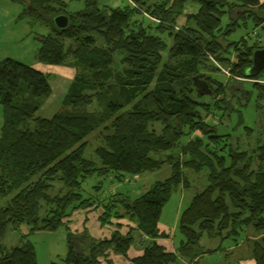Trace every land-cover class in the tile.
Segmentation results:
<instances>
[{
  "label": "trees",
  "instance_id": "1",
  "mask_svg": "<svg viewBox=\"0 0 264 264\" xmlns=\"http://www.w3.org/2000/svg\"><path fill=\"white\" fill-rule=\"evenodd\" d=\"M9 1L20 7L17 21L47 30L34 36L36 61L69 67L73 76L59 110L45 118L38 112L52 93L49 74L0 61V241L9 228H28L18 246L0 244V264H37L27 236L60 228L67 248L62 264H99L108 253L127 258L143 238L132 264L193 261L211 252L199 244L204 235L236 238L245 228L255 231L253 240L246 238L253 264H264V138L238 151L228 134H217L223 114L218 125L210 116L218 115V102L229 109L226 86L210 75L219 65L229 80L264 81V69L246 75L252 52L264 46L243 36L228 40L248 21L264 24V0H191L198 10L179 28L188 0H130L116 8L85 0L75 11L60 0ZM59 15L68 18L64 29L54 25ZM205 94L214 104L197 100ZM96 134L99 143L88 151ZM164 165L170 176L135 198L103 192L106 182ZM203 170L205 185L180 213L176 249L168 252L156 241L168 238L158 227L162 209L174 191L189 188L187 173ZM92 207L102 210V226L126 219L134 227L102 240L85 229L70 232L65 220Z\"/></svg>",
  "mask_w": 264,
  "mask_h": 264
},
{
  "label": "rangeland",
  "instance_id": "2",
  "mask_svg": "<svg viewBox=\"0 0 264 264\" xmlns=\"http://www.w3.org/2000/svg\"><path fill=\"white\" fill-rule=\"evenodd\" d=\"M188 1L192 2L191 0ZM101 2L102 0H98L97 4L99 7H102ZM84 6L85 0H76L68 5V10L75 11L83 9ZM14 9L13 18L7 25V30L5 32L6 36L3 38V44L0 49V61L11 58L30 66V64L37 62L35 53L38 43L34 40V36L37 33L45 34L47 30L41 24H36L32 29H29V27L27 28L26 21L15 22L20 7L14 5ZM226 22L228 21L224 18L223 24H226ZM180 26L177 25V27ZM263 27L264 24L255 27L252 25L251 21H248L245 28H238L229 36L228 40L236 41L243 36L247 38L249 44L257 43L256 45L264 46ZM215 65L218 66L219 64ZM218 67L221 68L219 72H213L210 75L222 81L226 86V100L228 101L229 109H223V103L218 102L217 105L220 107L218 115L213 114L210 116L218 125V118L222 117L223 114V119L220 122V124H222L216 127L217 134H228V143L238 151L250 150L256 145V142L264 138V81L259 82L248 79L241 82L239 80H229L228 70L222 65ZM61 69H63V71L71 70L73 72L71 68L61 66H51L50 69H45L48 71L46 74L50 76L49 82L52 87V93L49 98L44 101L38 112V115L41 117H51L61 106L62 96L67 88V80H58L60 78L58 75ZM260 78H263V76ZM197 100L214 104L216 98L205 94L197 97ZM1 124L2 110L0 107V127ZM90 142L92 146L88 151H92L93 148L98 145V135H94ZM88 155L85 153L87 158L91 157L90 154ZM206 172V170H203L197 175L192 172L187 173L190 184L189 188H180L174 191L162 209L158 227L167 231L170 235L172 232L173 236H175V240L179 238L176 228L178 217L189 205L192 197L204 187ZM170 174L171 167L164 165L161 169L154 172H147L137 177L128 176L121 183L106 182L105 188L103 187V192H105V194L108 192L109 195L120 192L132 199L143 193L145 189L148 190L155 182L165 180ZM95 182L96 181L93 179L89 180L87 182V188L92 186ZM4 203L5 200L0 199V207ZM27 231L28 228L26 226L19 227L17 231L9 228L4 238L0 241V244L7 248L18 246L21 236L27 234ZM254 234L255 231L252 228H245L244 232L236 238H216L204 235L199 244L203 250H211V252L203 255L204 257L199 261V264H232L229 259V254L231 252L228 250V247H234V244L238 243L240 248L235 249V251L244 250L245 252H250L249 245H251V241L246 238H252ZM26 239L34 246L37 264H62V260L67 251L66 231L64 228H60L55 232H34L29 234ZM234 239H236V242L233 241ZM246 256L249 260L251 259L250 254Z\"/></svg>",
  "mask_w": 264,
  "mask_h": 264
},
{
  "label": "crops",
  "instance_id": "3",
  "mask_svg": "<svg viewBox=\"0 0 264 264\" xmlns=\"http://www.w3.org/2000/svg\"><path fill=\"white\" fill-rule=\"evenodd\" d=\"M63 3L69 5L73 1L76 0H60ZM126 2L129 3L130 0H102L101 4L102 6H107L110 8H116L119 6H123ZM68 7V6H67ZM12 10V11H11ZM14 5L10 3L9 0H0V49L3 44V38L6 36L5 32L7 30V25L13 18V11H14ZM198 5L195 2H185L183 7L182 15H180L175 22V25H184L186 22V17L188 15H193L197 12ZM17 22V20L15 21ZM22 22V21H21ZM27 28L32 29L30 27V24L26 22ZM180 26V27H182ZM179 28V27H177ZM30 66L40 72L48 73L45 69H50L51 66H43L37 62H34L33 64H30ZM59 69V68H58ZM60 74L58 75L60 78L58 80H67V86L70 83L73 72L71 70L63 71L61 69ZM63 97V96H62ZM102 213V210L100 208H88L83 210H77L72 213V215L67 218L66 221V227L69 229L72 233H80L84 229L88 232V234L97 240L102 239H108L110 235L114 231H118L120 234L125 235L129 228H133L134 224L129 222L126 219H112L111 224L102 226L99 223L98 217ZM115 225H119V227H116ZM175 225V224H174ZM177 225V223H176ZM160 231H163L168 234V238L166 239H157V243L161 245L166 251L168 252H174L175 247V236H173V233L171 232V235L164 231L163 229L159 228ZM174 229V228H173ZM173 236V237H172ZM255 238V235L252 236V240ZM144 242L146 241L145 238L141 239ZM140 239L137 240L135 243L132 244V246L129 248L127 252V258H124L120 255H115L112 253H108L105 258H100L99 264H132L131 260L134 258H137L142 255L143 253V246ZM240 248L239 245H236L234 247H228L229 252V259L232 264H253L251 259L249 260L247 258V254H249V251L245 252L244 250L235 251V249ZM204 257L203 255L198 257L197 259L193 261H187L182 258H178V261L176 264H199V261Z\"/></svg>",
  "mask_w": 264,
  "mask_h": 264
},
{
  "label": "water",
  "instance_id": "4",
  "mask_svg": "<svg viewBox=\"0 0 264 264\" xmlns=\"http://www.w3.org/2000/svg\"><path fill=\"white\" fill-rule=\"evenodd\" d=\"M53 22L58 29H64L68 25V18L64 15H59L53 19ZM250 64L251 66L246 71L248 76H256L264 69V47L252 52Z\"/></svg>",
  "mask_w": 264,
  "mask_h": 264
}]
</instances>
